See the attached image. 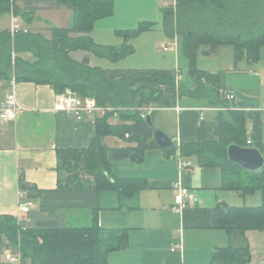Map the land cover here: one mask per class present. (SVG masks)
I'll list each match as a JSON object with an SVG mask.
<instances>
[{"label": "trees", "instance_id": "trees-1", "mask_svg": "<svg viewBox=\"0 0 264 264\" xmlns=\"http://www.w3.org/2000/svg\"><path fill=\"white\" fill-rule=\"evenodd\" d=\"M13 1L15 13L28 24L33 20L30 13L34 14L37 9L64 7L73 12L72 24L66 28L51 26L49 37L31 30L19 31L13 37L8 29L0 31V79L10 82L14 67L16 82L48 84L56 93L70 88L82 97L94 98L101 106L118 109L121 122L110 124L108 119L113 111H107L95 118V134L87 147L56 149V188L38 189L25 180L23 173L19 174L18 188L25 193L24 200L36 201L37 208L26 213L25 219L0 214V254L3 249L19 250L20 264H109V253L127 247L128 228H105L99 224L97 194L100 190H115L128 197L147 188L143 178L115 177L110 163L114 159L139 157L146 149L161 148L167 156L178 150L183 158L196 157L201 167L219 168L220 187L224 190L240 196L259 192L261 203L257 206H230L220 202L212 210L214 226L229 234L234 232L241 243L215 248L208 264H251L245 231H264V165L257 171L245 170L228 159L227 147L230 144L256 147L264 155L261 113L232 107V102L220 96L225 88L223 73L198 70L194 60L201 45H206L205 53L211 54L222 43L232 47L235 63L241 57L249 62L259 60L260 48L264 45V18L261 17L264 0H174L160 8L165 33L180 34L189 60L193 88L184 90L180 86V91L176 88L173 70L109 69L90 64L91 54L111 61L128 56L133 48L127 40L151 26L142 22L137 29L125 31L119 46L95 42L90 36L93 24L113 12L112 0ZM9 5L10 0H0V16L8 13ZM78 50L86 52L80 60L71 55ZM184 94L202 99L208 105L227 107L215 116L218 139L188 142L169 149L159 147L153 139V128L141 117V108L175 106ZM248 117L252 118L250 138L246 130ZM107 135L126 138L136 145L109 148L102 141ZM79 209L91 211L90 224L67 226V211ZM27 220L34 224L28 225ZM3 237L12 245L5 244ZM0 264L8 263L0 260Z\"/></svg>", "mask_w": 264, "mask_h": 264}, {"label": "crops", "instance_id": "crops-1", "mask_svg": "<svg viewBox=\"0 0 264 264\" xmlns=\"http://www.w3.org/2000/svg\"><path fill=\"white\" fill-rule=\"evenodd\" d=\"M59 9H37L34 14L30 13L33 16L31 23H26L22 18L21 23L27 28L40 23L45 24L47 19L41 14ZM4 15L9 17V24H4L0 19V31L10 26L9 14ZM82 57L75 59L80 60ZM229 71L237 73L238 69H229ZM221 72L224 75L223 83L226 88L228 84L226 72L211 70L210 73ZM233 88L239 100L233 101L232 107L264 108V103L259 104L257 99L258 92L254 91L258 89ZM10 90V82L1 78L0 104ZM15 94L22 109L17 111L13 121L5 123L0 121V214L25 219V214L18 212L21 192L18 188L19 174L23 173L25 180L38 189L56 188L58 183L56 149L87 147L95 134V118L76 119L65 111L54 110L56 92L48 84H36L31 81L16 82ZM186 99L192 101L185 102ZM223 107H225L223 104L208 105L202 99L185 96L180 101L178 99L175 106L156 109L159 112L157 117H154L153 124L156 128L165 131L172 138L174 145L216 140L218 137L215 116L219 111L226 110ZM201 108L205 109L200 110ZM207 112L211 113V118H206ZM153 115L154 111L152 118ZM261 117L264 118V115ZM108 122L118 124L121 120L118 115H112ZM246 130L250 138L251 117L247 118ZM260 136L264 143L263 122L260 127ZM102 141L109 148H134L136 145L133 141L113 135L104 136ZM138 156L131 159H114L110 163L111 173L119 178H143L147 188L136 191L128 197L119 195L115 190H100L97 194L99 224L105 228L120 227V225L128 228L127 247L124 250L109 253L107 256L109 264H159L158 258L163 253L164 242L173 243L171 252L179 251L175 264H208L211 252L215 248L238 246L241 243L237 234L234 232L229 234L213 224L212 210L220 202L230 206H242L230 203L236 202L234 200L227 201L226 190L220 187L219 168H214L216 169L214 171L206 169L209 167H201L193 156L186 158L180 156L191 163L189 166L182 167L178 157L167 156L161 148L146 149L141 156ZM177 180L194 193V200L180 213L171 209L176 193L173 185ZM36 208L37 206L33 209ZM69 211H67L66 220ZM91 215L90 211V218L86 221L91 222ZM27 223L30 226L34 224L31 220H27ZM160 229L167 231L166 236L151 232ZM250 233V230L245 231L248 244ZM259 233L264 239V231ZM184 237L186 241L183 247ZM180 238H182L181 250L175 248ZM160 242L163 243L160 245ZM249 248L251 264H264V250L257 255L250 245ZM1 261L16 264L6 259Z\"/></svg>", "mask_w": 264, "mask_h": 264}, {"label": "rangeland", "instance_id": "rangeland-1", "mask_svg": "<svg viewBox=\"0 0 264 264\" xmlns=\"http://www.w3.org/2000/svg\"><path fill=\"white\" fill-rule=\"evenodd\" d=\"M113 12L105 17L99 18L93 24L90 36L97 43L103 45L119 46L123 41V33L125 31L135 30L142 22L151 24L149 29L141 31L139 34L130 37L127 42L133 48L132 53L117 61H111L108 58H103L95 54H91V64L109 69H169L176 74V88L180 91V86L184 90L193 88V80L190 75L189 60L183 50L182 38L177 34L168 35L164 31L163 15L160 8L164 6L165 2L171 4L173 0H112ZM264 4V3H263ZM262 7L264 9V5ZM8 14V13H6ZM47 21L40 23L37 26L28 27V30L37 32L40 31L45 36H50L51 26L70 27L72 24L73 12L64 7L59 10L46 11L41 14ZM264 18V12L261 14ZM35 18V17H34ZM4 24H9V17L1 15L0 18ZM264 20V19H263ZM162 45L168 47L167 50L162 49ZM206 45H201L195 60L194 66L198 70L211 72V70H221L226 72L228 84L224 90H233V87H244V89H258L259 104L264 103V45L260 48V58L255 62H249L244 57H241L236 63L233 59L232 47L229 44L222 43L218 46L215 53L206 54ZM74 58H80L86 52L78 50L71 52ZM30 57V55H29ZM237 68V73H230L229 69ZM2 78V77H1ZM204 85L210 87L209 84L203 80ZM208 87V88H209ZM206 87V89H208ZM213 89V88H210ZM235 91V90H233ZM204 93H207L206 90ZM212 93V92H211ZM212 96L214 93L211 94ZM186 95L179 97V101ZM220 96L222 94L220 93ZM192 100L186 99L185 102ZM184 103V102H183ZM159 111H154V117H157ZM206 118H211V113H205ZM263 128V127H262ZM216 167L206 168L208 170H216ZM227 201L235 203L233 205L242 206H257L260 203V194L255 191L251 194H246L244 197L238 195L234 191L226 190ZM232 199V200H231ZM165 203V202H164ZM33 208L37 205L34 203ZM90 211L88 209H81L78 211H69L66 220V225L71 227H83L89 225ZM122 226V225H120ZM160 236H166L167 231L164 229L152 230ZM222 232V231H221ZM249 245L255 254H259L264 250L263 235L258 230H250ZM184 236V235H183ZM4 243H9L5 237L2 238ZM186 238H183V247L185 246ZM164 242V241H163ZM163 242H160L161 245ZM2 243V245L4 244ZM200 245V241L198 240ZM174 247L173 243L162 244L163 253L159 255V264H175L178 260L179 251L171 252ZM11 249H14L11 247ZM249 250H251L249 248ZM5 251L2 250L0 260H5ZM161 255L163 259L161 260ZM156 262V263H158ZM17 264V263H16Z\"/></svg>", "mask_w": 264, "mask_h": 264}, {"label": "built area", "instance_id": "built-area-1", "mask_svg": "<svg viewBox=\"0 0 264 264\" xmlns=\"http://www.w3.org/2000/svg\"><path fill=\"white\" fill-rule=\"evenodd\" d=\"M8 14L10 16V26L8 28L11 37L15 35V33L19 31L27 32L28 28L25 27L21 23V17L18 16L15 13L14 9V1L10 0L9 10ZM163 50H167L168 47L166 45H162ZM15 61V53L12 52L11 55V62L14 66ZM177 78V77H176ZM11 90L9 93H7L4 97V100L0 104V121L1 122H11L15 119L17 111L22 109L21 105L18 103L16 94H15V85L16 80L14 77V67L12 69V77L10 80ZM222 94V98H224L228 102H233L235 100H239V97L236 93V91L233 90H224L222 89L220 91ZM227 107H223V109H226ZM53 109L54 110H62L76 119H83L86 117H92L96 118L99 116H102L107 111H113V115L117 116L118 109H114L113 107L109 106H101L99 105L96 100L92 97H82L78 95L76 92L72 91L70 88H66L64 92L62 93H56L55 100L53 103ZM158 108H155L154 106H146L141 108V117L145 119L147 114H151L153 111H155ZM205 109L201 108L200 110ZM237 109V108H236ZM238 109L244 110L246 112H259L261 113V116L264 115V108H258L254 106H241ZM202 119V114L200 116ZM261 122L264 123V118L261 117ZM126 137H128V134H125ZM247 143L250 144V139L247 140ZM176 157H178L179 164L182 167L189 166L191 163L190 161L186 159H182L179 155V153L174 154ZM175 187V198H174V205L172 206V210L176 213H180L185 208L188 207L189 203L194 200V193L193 191L184 186L179 180H177L174 185ZM25 193L20 192V201L18 205V212L19 214H26L30 210L33 209V202L30 200H24ZM182 238L179 239V243L175 244V248L182 249ZM5 259L11 263H17L20 264L21 256L19 250H10L6 249L5 251Z\"/></svg>", "mask_w": 264, "mask_h": 264}, {"label": "water", "instance_id": "water-1", "mask_svg": "<svg viewBox=\"0 0 264 264\" xmlns=\"http://www.w3.org/2000/svg\"><path fill=\"white\" fill-rule=\"evenodd\" d=\"M144 120L153 128V139L159 147L169 149L174 146L172 138L165 131L154 126L151 114H147ZM227 157L248 171H257L264 165V155L256 147L230 144L227 147Z\"/></svg>", "mask_w": 264, "mask_h": 264}]
</instances>
